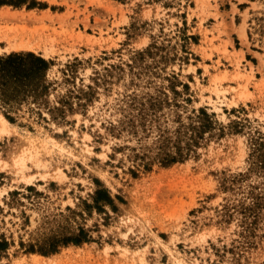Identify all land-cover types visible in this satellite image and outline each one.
Masks as SVG:
<instances>
[{
    "label": "rangeland",
    "instance_id": "rangeland-1",
    "mask_svg": "<svg viewBox=\"0 0 264 264\" xmlns=\"http://www.w3.org/2000/svg\"><path fill=\"white\" fill-rule=\"evenodd\" d=\"M0 1V264H264V0Z\"/></svg>",
    "mask_w": 264,
    "mask_h": 264
},
{
    "label": "trees",
    "instance_id": "trees-1",
    "mask_svg": "<svg viewBox=\"0 0 264 264\" xmlns=\"http://www.w3.org/2000/svg\"><path fill=\"white\" fill-rule=\"evenodd\" d=\"M3 2L6 1H0V4H4ZM48 67L49 62L47 60L32 52L11 53L0 56V98L7 104H11L12 102H17L21 98V95L27 97L29 94L22 93L29 91L28 88L34 82L33 80L36 81L42 78L47 72ZM170 162H174V160L170 161L168 158L163 159V164ZM102 195L107 197L105 199L106 203H113L108 190L102 188L96 192V196H98L95 199L97 205L100 204ZM85 241H88L86 233L84 230H80L77 235L67 238L63 243H74L78 245ZM56 251L57 247L53 246L46 254Z\"/></svg>",
    "mask_w": 264,
    "mask_h": 264
},
{
    "label": "bare ground",
    "instance_id": "bare-ground-1",
    "mask_svg": "<svg viewBox=\"0 0 264 264\" xmlns=\"http://www.w3.org/2000/svg\"><path fill=\"white\" fill-rule=\"evenodd\" d=\"M242 35H244V33ZM2 43H6L7 44L5 48H3L1 46ZM32 47H33L32 45H30L25 40H23V38L20 37L18 34H12V33H7L5 31H0V52H2L3 50L10 51V50H19V49H32ZM7 124H8L7 119L3 115H0V132H5L6 131ZM23 155L24 154H22V156ZM19 160H21V159H19ZM24 162H25L24 159H22L19 163L23 165Z\"/></svg>",
    "mask_w": 264,
    "mask_h": 264
}]
</instances>
